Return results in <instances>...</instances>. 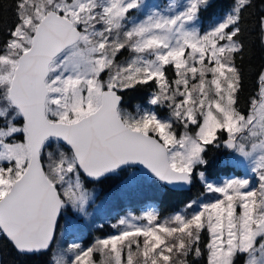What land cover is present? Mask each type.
Wrapping results in <instances>:
<instances>
[{
	"label": "snow or ice",
	"instance_id": "obj_1",
	"mask_svg": "<svg viewBox=\"0 0 264 264\" xmlns=\"http://www.w3.org/2000/svg\"><path fill=\"white\" fill-rule=\"evenodd\" d=\"M256 43L264 54V0H0V251L264 264V66L242 100ZM220 150L242 174L211 178ZM104 180L201 187L85 245L72 215L88 216Z\"/></svg>",
	"mask_w": 264,
	"mask_h": 264
},
{
	"label": "rangeland",
	"instance_id": "obj_2",
	"mask_svg": "<svg viewBox=\"0 0 264 264\" xmlns=\"http://www.w3.org/2000/svg\"><path fill=\"white\" fill-rule=\"evenodd\" d=\"M150 2L163 4L165 0H150ZM240 174H242V169ZM225 177L217 178L222 179ZM89 188L94 192V202L88 208V216L73 214L71 220L85 245L89 244L95 237L91 235L88 237L89 232H92L94 227L105 223L111 229L110 225L115 223L121 216L128 213L139 215L143 211L155 207L153 199L162 191V187L158 184L147 182H138L127 189L114 186L101 195H97L99 193L98 185H92ZM61 223L63 224L64 221L62 220Z\"/></svg>",
	"mask_w": 264,
	"mask_h": 264
},
{
	"label": "trees",
	"instance_id": "obj_3",
	"mask_svg": "<svg viewBox=\"0 0 264 264\" xmlns=\"http://www.w3.org/2000/svg\"><path fill=\"white\" fill-rule=\"evenodd\" d=\"M264 66V54L261 53L259 44L256 43L254 46V55L251 62L247 56H245L243 62V70L245 72V81H244V92L242 93V100L246 98L249 94L253 93L256 89V79L257 73L261 70V67ZM227 157L226 150H220L219 152L213 151L209 153L210 158V171L212 172L211 178H217L222 176L229 175H238L241 173V169L235 168L231 165H226L224 163L225 158ZM97 195H101L113 188L114 182L111 180H104L98 184ZM92 186L91 184L89 187ZM200 185L197 183L191 189L188 190H165L162 187V191L158 196H155L153 199L154 206L157 207L162 214H168L170 211L176 210L178 207H182V202L190 198L195 197L200 191ZM104 227L101 229L98 226L93 228L92 232H89L88 237L99 236L112 232L107 224H102ZM17 260V257L12 253L8 248H4L0 251V264H14V261Z\"/></svg>",
	"mask_w": 264,
	"mask_h": 264
},
{
	"label": "water",
	"instance_id": "obj_4",
	"mask_svg": "<svg viewBox=\"0 0 264 264\" xmlns=\"http://www.w3.org/2000/svg\"><path fill=\"white\" fill-rule=\"evenodd\" d=\"M173 190H188V189H173Z\"/></svg>",
	"mask_w": 264,
	"mask_h": 264
}]
</instances>
